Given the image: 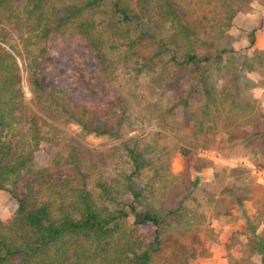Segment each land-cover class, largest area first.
Listing matches in <instances>:
<instances>
[{"label": "trees", "instance_id": "trees-1", "mask_svg": "<svg viewBox=\"0 0 264 264\" xmlns=\"http://www.w3.org/2000/svg\"><path fill=\"white\" fill-rule=\"evenodd\" d=\"M242 1L223 0L221 7L229 12L217 18V25L230 24L236 11L233 5ZM147 27L157 31L154 38L160 51L172 53L175 76L185 92L183 108L198 129L213 131L221 118L231 140L264 139V109L242 116L245 106L240 99L235 102L232 86L231 93H224L221 99L215 93L213 69L227 49L201 56L193 31L179 15L177 0H0V189L16 201L12 219L5 223L0 217V264H150L157 248L154 245H159L167 227L188 228L196 221L195 210L181 200L172 201L187 194L196 180L171 173L167 151L154 146L147 154L138 148V137H132L134 145L126 147L129 166L112 176L96 168L100 157L91 160L89 185L76 186L71 177L57 179L48 166L35 165L36 153L53 142L59 131L47 117L57 119L61 108L82 130L95 134L111 133L108 120L119 117L123 121L130 109L122 94L103 110L66 97L59 103L52 96L54 89H47L38 73L49 53L48 38L82 37L96 59L100 81L108 84L122 68L137 62V52L126 49L111 57L105 49V36L132 46L133 33L149 34ZM16 36L26 48L42 42L29 52L24 68L34 111L24 100L14 53ZM242 64L247 69L262 67L264 50ZM228 98L230 109L224 104ZM103 116L107 121L103 122ZM246 124L252 126L249 132L243 129ZM181 152L186 155L189 149L182 146ZM67 159L80 171L75 146ZM150 168L153 174L146 176ZM20 182L23 189H18ZM145 225L154 228L148 242L139 234ZM246 231L264 264V237L248 218Z\"/></svg>", "mask_w": 264, "mask_h": 264}, {"label": "rangeland", "instance_id": "rangeland-1", "mask_svg": "<svg viewBox=\"0 0 264 264\" xmlns=\"http://www.w3.org/2000/svg\"><path fill=\"white\" fill-rule=\"evenodd\" d=\"M222 1L177 0L179 15L193 31L201 56L227 49L220 63H214L212 75L220 99L224 93H231L232 86L235 102L240 99L245 106L242 116L261 112L264 65L247 69L242 61L264 50V0L234 4L236 11L226 26L216 23L217 18L229 12L221 7ZM145 30L149 34L133 33L136 40L132 46L105 36L109 56L122 55L126 49L137 52V62L122 68L116 80L108 84L100 81L96 59L82 37L51 35L48 38L49 53L38 73L43 85L54 89L52 96L59 103L66 97L103 110L117 94H122L130 109L123 121L119 117L108 120L111 133L95 134L82 130L61 108L57 119L47 117L59 131L53 142L45 143L36 153V167L48 166L55 178L71 177L74 185L83 186L91 182L90 162L97 156L100 158L96 168L108 176L129 166L126 147L134 145L132 137L139 138L138 148L148 151L147 154L154 146L164 148L169 155L170 172L196 180L187 194L182 193L172 201L181 200L198 217L188 228L167 227L159 245H154L157 248L150 264H263L262 253L253 247L246 230L248 218L264 237V139L261 142L245 141L243 137L231 140L221 118L213 131L198 129L183 108L185 92L176 79L172 53L160 51L154 27ZM203 41L213 42L215 46L205 45ZM15 42L24 100L34 111L24 68L29 52L37 50L42 42L30 48L18 36ZM230 101L228 98L224 103L228 109ZM102 119L107 121L105 116ZM251 128V124L243 126L247 132ZM72 146L81 159L80 171L67 159ZM182 146L189 149L186 155L181 152ZM232 168L241 171L234 172ZM152 174V168L145 171L146 176ZM17 186L23 189V183ZM15 210L16 201L7 190L0 189L1 219L8 223ZM139 234L148 242L154 228L145 225Z\"/></svg>", "mask_w": 264, "mask_h": 264}]
</instances>
